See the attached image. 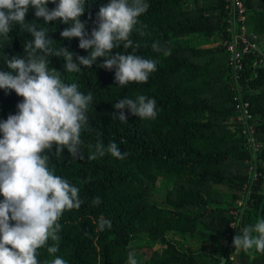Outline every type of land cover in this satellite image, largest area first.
<instances>
[{
  "label": "trees",
  "instance_id": "16d2710c",
  "mask_svg": "<svg viewBox=\"0 0 264 264\" xmlns=\"http://www.w3.org/2000/svg\"><path fill=\"white\" fill-rule=\"evenodd\" d=\"M109 2L85 0L81 20L89 37L97 27L100 8ZM145 2L149 7L138 18L129 39L134 46L140 45L136 55L157 63L146 83L119 86L115 69L99 66L104 58H98L91 68L81 66L79 72L68 73L63 57H49V71L56 69L64 83H76L78 90L91 93L93 100L85 113L87 128L81 130L84 158H72L67 149L57 155L55 145L45 150L49 170L76 186L83 203L78 210L62 214L60 239L54 242L50 238L37 250L38 262L51 264L58 256L66 264H127L132 252L138 264H264V253L254 247L247 252L234 247V237L242 234L244 227L264 220V0H245L248 13L244 25L249 34L258 36L260 47L245 56L242 76L244 98L250 103L262 143L255 153L245 146L230 87L233 70L224 44L227 0ZM47 6L54 9L56 4L50 0ZM35 22L38 29L49 33L54 49L67 48L77 63L78 56L89 55L90 50L79 47L78 38L61 36L70 23L58 19L45 24L30 7L25 25ZM11 28L7 39L0 36V71L5 73L11 71L6 60L24 58L25 41L32 39L25 27L12 24ZM190 36L198 38L187 44L181 41ZM156 42L170 49V55L154 52ZM125 51L122 46L113 49L114 54ZM140 95L156 100L154 119H140L130 108L114 107L121 99L135 100ZM22 101L14 90L0 89V122L18 114ZM121 112L127 122L118 120ZM100 142L105 148L116 142L127 155L121 160L106 152L90 160V152ZM254 159L260 175L248 193L244 185L252 178L248 164ZM96 197L99 205L92 203ZM243 199L246 206L238 203ZM234 209L239 214H234ZM101 217L111 221V229L96 230ZM240 217L238 229L227 237L232 222ZM170 234L217 246L196 250ZM53 244L59 251L50 256L47 247ZM146 247L150 254L143 260L141 253Z\"/></svg>",
  "mask_w": 264,
  "mask_h": 264
},
{
  "label": "clouds",
  "instance_id": "9594fccd",
  "mask_svg": "<svg viewBox=\"0 0 264 264\" xmlns=\"http://www.w3.org/2000/svg\"><path fill=\"white\" fill-rule=\"evenodd\" d=\"M50 0H0V36L8 38L12 24L26 28L32 39L25 41L26 56L6 60L7 73L0 71V89L14 90L23 98L18 104V114L10 115L0 122V264H39L37 250L48 240L58 241L61 231L58 223L66 210L79 209L83 201L79 189L66 179L49 170V157L45 150L55 145L56 154L65 149L74 159H83L80 152L81 130L87 128L86 111L93 100L91 93L85 95L78 90L76 83L66 84L56 69L49 71V57H63V65L68 73L79 72L81 66L91 68L98 58H104L99 66L107 70L115 69V80L119 86L130 82L146 83L149 75L156 71L157 63L135 53L140 45H133L129 39L138 18L149 5L145 0H110L100 8L97 27L90 37L86 23L81 20L86 7L85 0H51L56 4L49 9ZM35 9V17L43 18L45 24L62 20L71 24L60 34L63 38L79 39V47L90 50L87 56H78L67 48L54 49L49 33L35 23L25 25L29 8ZM123 47L125 52H113ZM132 49V53H128ZM154 52L170 55V49L162 48L159 42L153 43ZM15 73V74H13ZM118 110L130 108L131 113L140 119H154L157 115L156 100L143 95L124 98L114 104ZM120 122H127L121 112ZM92 147L91 145L89 146ZM106 152L117 159H124L116 142L105 148L102 142L95 145L89 159L103 157ZM93 205L101 203L96 197ZM14 222V223H13ZM111 229L110 220L100 218L97 231ZM255 234V235H254ZM237 250L248 251L253 247L264 253V220L254 226L242 229V234L234 237ZM131 248V245H129ZM59 251L58 245L47 247L50 256ZM51 264H66L56 256ZM127 264H138L134 254L129 252Z\"/></svg>",
  "mask_w": 264,
  "mask_h": 264
},
{
  "label": "built area",
  "instance_id": "2783aa9c",
  "mask_svg": "<svg viewBox=\"0 0 264 264\" xmlns=\"http://www.w3.org/2000/svg\"><path fill=\"white\" fill-rule=\"evenodd\" d=\"M227 37L224 44L229 53V64L232 68L231 90L234 93L233 102L238 123L241 124V133L245 137V146L252 152H256L262 146L261 141L256 135V119L251 112L250 103L244 98V84L242 80L243 71L245 69V56L260 51L257 45L258 36L248 33L244 22L247 18L248 9L245 0H227ZM247 160V159H246ZM249 161V160H248ZM249 168L252 170L251 180L245 183L244 189L250 193L252 191L253 181L258 178L260 171L257 168V160L249 161ZM246 200H240V205L246 206ZM234 214L239 211L232 210ZM239 220L232 222V231L227 233V237L233 235L239 227Z\"/></svg>",
  "mask_w": 264,
  "mask_h": 264
},
{
  "label": "rangeland",
  "instance_id": "374dc122",
  "mask_svg": "<svg viewBox=\"0 0 264 264\" xmlns=\"http://www.w3.org/2000/svg\"><path fill=\"white\" fill-rule=\"evenodd\" d=\"M193 38H198L197 36H190V37H186L185 39H182L181 41L184 43V44H187V43H192L191 40H193ZM170 238L172 239H176V240H179V241H185L188 242V243H191L192 247L196 250H206V251H209V250H213L214 248H216V243L214 242H202V240L200 239H196V238H193V237H190V236H187V238H184L178 234H170ZM195 240V241H193ZM202 242V243H201ZM157 247L159 246L160 248L162 247L160 244L156 245ZM155 248V247H154ZM150 252H149V247H146L143 249L142 253H141V256H142V259L144 260L145 258H147L149 256ZM235 257V256H234Z\"/></svg>",
  "mask_w": 264,
  "mask_h": 264
}]
</instances>
